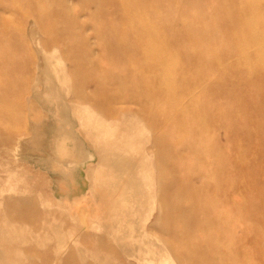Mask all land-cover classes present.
I'll return each mask as SVG.
<instances>
[{
  "label": "rangeland",
  "instance_id": "rangeland-1",
  "mask_svg": "<svg viewBox=\"0 0 264 264\" xmlns=\"http://www.w3.org/2000/svg\"><path fill=\"white\" fill-rule=\"evenodd\" d=\"M252 14L264 25V0H0V264H264V63L246 61L264 45L244 53ZM30 23L58 49L75 116L34 94ZM93 117L145 135L151 197L117 234L96 202L142 173L141 156ZM64 119L83 159L62 171L46 160L59 162L50 143ZM149 248L159 256H141Z\"/></svg>",
  "mask_w": 264,
  "mask_h": 264
},
{
  "label": "bare ground",
  "instance_id": "bare-ground-1",
  "mask_svg": "<svg viewBox=\"0 0 264 264\" xmlns=\"http://www.w3.org/2000/svg\"><path fill=\"white\" fill-rule=\"evenodd\" d=\"M112 8H114L115 10L118 11L120 9V5L112 4ZM125 9H126V7H125ZM252 15L251 16L249 15V17L246 18V19H248V20H246V22L250 21L249 23H251V21H254V19L256 18L255 15L258 16L260 14H252ZM249 23H248V25H249ZM252 24H255V22H252L249 25V28H254L255 34H253L251 32L253 36H251V35L250 36L252 38H250L246 43H244L245 44L244 47L246 46L248 48L247 49L248 51H245L246 48L244 49V53L253 51L252 49L260 51L259 47L264 45V25L262 24L261 26H256L258 24H256V25H252ZM31 25H32V27H31L32 36L31 37H32V40H33L34 45H35V49L38 52V55H39L40 61H41V64L37 65L38 71L36 74V82L34 81L35 85L33 84L34 86H32L34 94L36 95L38 100H41L44 102L45 109L47 111H48V109L50 111H52V114H53V112L55 113L58 110L61 111L63 114H65V112H68L69 110H72L71 113L72 114L74 113L73 116H75V109L72 108L71 106H69L68 102H66L64 100L65 93H66L67 77H66L64 66H63L62 58H59L56 55L57 54L56 52L58 49L55 46L53 48L54 50L48 51L44 47V45L41 43V41L39 40L40 38L38 39V37L40 35L36 36L37 34H36V31L33 27L34 25L33 24H31ZM256 28L260 29V31L258 32V29L256 30ZM28 30H27V33H28ZM29 37H30V34H29ZM30 40H31V38H30ZM151 44H152V42H151ZM153 45H155V43H153ZM147 47L149 48L150 45H148ZM147 47H146V50L148 49ZM256 48H258V49H256ZM249 49H251V50L249 51ZM255 53L256 54H254V57L248 55V53H247L246 59H248V60H246V61L255 62L257 64H263L264 63V53H257V52H255ZM38 55H37V57H38ZM244 59H245V57H244ZM144 62L148 63V64L151 63V64H154L157 66L159 65L158 61L155 58L154 59L149 58L147 55L144 56ZM250 68H251V66H250ZM145 84H147V83H145ZM41 86L43 88H41ZM59 114H60V112H59ZM55 115H56V113H55ZM60 115L58 117H60ZM54 116H53V118H54ZM81 120H80V122H81ZM127 120L124 119L123 122L115 124V123H109L107 121H106L107 123L106 122L104 123L103 121L97 119V117H93L91 119L92 122L90 123L93 129L96 128V130L97 129L104 130V131H106V133L109 136H112L114 139L118 140L120 138L121 140L122 139L128 140V142L130 144H132L134 152H136L138 155L141 156L142 173L139 175H136L134 179L131 177V178H125V179L122 178V179L115 181V183L113 184V187L111 189L112 194L109 193L108 196H105L103 199V202H98V201L96 202L97 206L99 208H103L107 213L104 217V222H105L104 226L116 234L121 232V230H119L118 227H120V228L121 227H123V228L129 227L128 221H129L131 215H133V208H144L146 205H148V201L151 197V192H149L150 190L148 189L150 180L147 177V174L149 173L148 164H150V163H148V159H147V156L145 154V149H144L143 143H142L145 135L140 133V131H139L140 129L138 127L139 124L136 121H135L136 123L134 122L135 123L134 124L131 121H127ZM56 123L57 124L53 130L50 144L53 147L52 148L53 155H55L56 158L58 159V161H59L58 163H60V166H57L58 163H56L57 161H55L54 159L48 160V161L46 160V162L49 164V166L51 168L64 171V166L62 164H66L67 161L70 162L72 160L77 163L79 160L83 159V152H82L80 138H79L78 134L76 132H74L73 129L70 127L69 121L65 120V119L64 120H57ZM43 124H45V123H43V121H42V125ZM86 124L90 127L88 122L83 123L84 126H86ZM42 127L43 126H41V122L40 123H36V122L31 123L30 126L28 127L30 129V131L32 133V137L34 139V141H28V143H30V145L34 149L38 147V142L40 140L39 131ZM42 130H41V132H42ZM84 131L86 133V129H84ZM225 137H227V136H225ZM145 138H147V137H145ZM146 140L147 139H145V141ZM69 141H72V144H70ZM219 151H221V150H219ZM216 153H218V152H216ZM219 153H221V152H219ZM219 153L217 155H215V157H217L219 155ZM220 155H219V157L223 156V154L221 156ZM217 159H218V157H217ZM221 162H224V161H221ZM78 167H79V165H77V164L74 165L72 171ZM226 171H227V169H226ZM65 175H67V174H63L64 178L60 179V181H59V185H58L59 189H63L60 184L62 182H64ZM216 185H218V184L215 183V186ZM218 189H219V186H218ZM113 194L115 195V198H109V196H111V195L113 196ZM110 200H115V201L113 203H111ZM61 201H63L64 203L73 202L75 204H78L80 200L75 199V198L69 199L68 197L63 196ZM263 236H264V234H263ZM262 244H264V243H262ZM262 246H264V245H262ZM146 254H149L151 256H153V255L159 256V252L154 248H149L147 250L141 249V256L146 255ZM0 255H2L1 252H0ZM152 258L153 257H147V259H146V257H145V259L143 258L142 261L152 263L153 262ZM169 260H171V259H169Z\"/></svg>",
  "mask_w": 264,
  "mask_h": 264
}]
</instances>
